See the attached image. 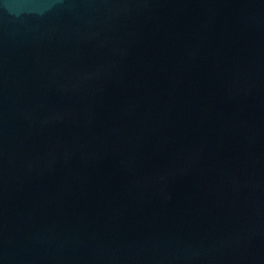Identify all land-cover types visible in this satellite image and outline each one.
<instances>
[{
	"label": "water",
	"instance_id": "1",
	"mask_svg": "<svg viewBox=\"0 0 264 264\" xmlns=\"http://www.w3.org/2000/svg\"><path fill=\"white\" fill-rule=\"evenodd\" d=\"M0 264H264V0H0Z\"/></svg>",
	"mask_w": 264,
	"mask_h": 264
}]
</instances>
